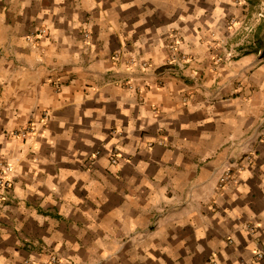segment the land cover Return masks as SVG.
Listing matches in <instances>:
<instances>
[{"label":"crops","instance_id":"1","mask_svg":"<svg viewBox=\"0 0 264 264\" xmlns=\"http://www.w3.org/2000/svg\"><path fill=\"white\" fill-rule=\"evenodd\" d=\"M247 8L0 0V264H264V27L227 25Z\"/></svg>","mask_w":264,"mask_h":264},{"label":"rangeland","instance_id":"2","mask_svg":"<svg viewBox=\"0 0 264 264\" xmlns=\"http://www.w3.org/2000/svg\"><path fill=\"white\" fill-rule=\"evenodd\" d=\"M247 8V15L244 17V19L241 22H238L237 25L233 23V20L228 19V26H231L232 31L230 32V36L236 37L237 44H243L247 39V33L251 34L253 31V26L256 25V23L259 21L263 24L264 27V0H245ZM233 23V24H232ZM252 24V26H251ZM252 27V28H251ZM81 35L85 41H88L89 33L87 31H82ZM173 44L177 45L181 42V37L176 35V33H171ZM240 39V40H239ZM235 42H229L226 41L225 43H221V45L225 48L224 54L230 55L232 48H234ZM175 51H179L178 47L174 48ZM175 56V55H174ZM178 61V57L170 59L169 62H166L167 64H175L176 66ZM183 61V60H180ZM254 134L256 141H264V112L258 117V120L256 122L255 128H254ZM255 151V150H254ZM254 151H252L251 154H254ZM250 154V155H251Z\"/></svg>","mask_w":264,"mask_h":264},{"label":"built area","instance_id":"3","mask_svg":"<svg viewBox=\"0 0 264 264\" xmlns=\"http://www.w3.org/2000/svg\"><path fill=\"white\" fill-rule=\"evenodd\" d=\"M30 130L27 129L26 131H22L19 134L21 136H26L28 134V131ZM18 134V133H17ZM119 154L117 152H111L110 153V160L112 163L115 162L116 156ZM8 170H9V165L6 163L3 164L0 161V204H7L13 201L14 195L12 192V178L8 176ZM40 250L46 251L47 252V257L49 263H55V264H61L63 261L59 258V256L56 254V252L52 250H48L44 244L39 245ZM257 256H260V253H256Z\"/></svg>","mask_w":264,"mask_h":264}]
</instances>
